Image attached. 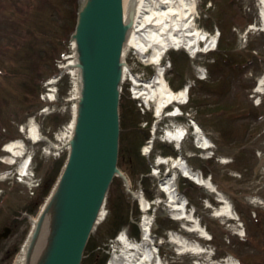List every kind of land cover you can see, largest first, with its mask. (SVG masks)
Here are the masks:
<instances>
[{"label": "rangeland", "instance_id": "1", "mask_svg": "<svg viewBox=\"0 0 264 264\" xmlns=\"http://www.w3.org/2000/svg\"><path fill=\"white\" fill-rule=\"evenodd\" d=\"M70 1L0 0V173L10 168L1 161L6 154L3 144L13 137H23L19 126L22 123L27 126L28 118L37 115L44 104L39 93L46 90V80L53 72L60 71L71 58L68 55L72 54V50H65L72 19L67 25L66 16L62 17L59 14L62 12L53 7L55 2L71 15ZM255 1L212 0L210 8L204 3L199 6L197 27H207L210 19L206 15L209 13L214 18L220 15L228 22L224 31L219 27L222 36L224 34L220 43L230 49L227 56L216 59L209 52L199 53L197 58L191 59L186 54L184 58L183 52L171 51L169 54L176 65L168 76L173 88L181 86L185 77L195 78L190 115L210 134L216 144V155L228 156L231 161L225 165L215 159H200L198 153L201 151L195 147L191 130L182 150L193 169H201L204 176L211 174L213 182L231 200L242 222L239 224L236 219L227 216H213L212 212L218 210L221 202L204 187H193L194 183L188 179L187 184L192 186L189 187L188 208L193 212L194 221H200L212 235V239H203L198 232L188 230L192 221H185L184 229L183 221L171 217L173 211L169 209L165 194L155 188L156 180L145 178L147 195L154 199L153 234L156 242H163L160 255L170 264H227L224 259L228 257L240 261V264H264V206L258 201V198L264 199V94L253 93L258 76L264 72V36L249 35L247 42L243 43L238 32L248 20H254ZM39 23L45 27L47 37L42 46L31 47L26 38L31 26ZM223 24L221 21L220 25ZM260 56L263 59L260 60ZM244 61H248L243 65L245 67L241 66ZM199 63L206 67L207 77L199 75L204 80L197 75L196 67H192ZM63 69L68 72L73 67ZM71 80L72 76L66 73L64 80L57 84V99L50 106L51 114L44 118L36 116L40 131L48 140L34 146L27 142L31 150L27 155L32 158L29 174L32 169L33 179L41 180L40 186L26 182V179L18 182L12 177L7 178V175L5 177V174L0 175V231L4 225L12 227L9 237L0 239V264L13 263L31 228L32 217L37 215L44 203L42 185L50 183L56 175L55 160L58 157L54 155L52 146H62L67 140V124L74 102L70 99ZM258 96L262 101L256 105ZM123 99L127 106V96ZM126 114L121 123L119 162L120 168L137 186L140 174L147 171L148 166L143 164L134 146L138 137L131 129L132 126L138 128L140 117L136 115L133 120L127 119ZM140 139L142 141L143 137ZM193 153L197 155L189 157ZM124 189L122 178L115 177L104 206L105 218L93 230L81 264H103L110 244L116 249L119 247L111 239L123 229L132 238H138L137 222L142 213L131 194ZM207 195L213 201L211 206L205 204ZM243 230L244 236L236 234L239 231L243 234ZM172 234L185 238L189 243L198 242L206 250L199 254L184 252L178 243L171 241ZM95 256L98 261L92 263Z\"/></svg>", "mask_w": 264, "mask_h": 264}, {"label": "water", "instance_id": "2", "mask_svg": "<svg viewBox=\"0 0 264 264\" xmlns=\"http://www.w3.org/2000/svg\"><path fill=\"white\" fill-rule=\"evenodd\" d=\"M123 33L120 0H93L78 30L86 89L77 138L65 171L62 221L47 264H79L87 235L115 171L118 72L114 62L117 63Z\"/></svg>", "mask_w": 264, "mask_h": 264}, {"label": "bare ground", "instance_id": "3", "mask_svg": "<svg viewBox=\"0 0 264 264\" xmlns=\"http://www.w3.org/2000/svg\"><path fill=\"white\" fill-rule=\"evenodd\" d=\"M197 3L198 0H123L127 45L133 46V48L141 52L142 58H148L147 55L143 54L146 50L153 49V53L150 57L152 62H158L163 53L168 49L183 48L191 54L198 52L200 50L198 41L201 40L202 32L195 27L196 25L194 22L196 21V12L198 10ZM261 3L264 5V0H261ZM213 42L214 40L210 41L208 47H210ZM75 47H77L76 43ZM78 55L79 52L76 49V58L70 62V64L78 65V75L80 74L81 76L82 71L79 70L80 59ZM159 72L161 73V70H159ZM164 81L165 79L162 76H158V79L153 78L152 82L150 83L149 81L145 86L147 89L146 91H150L151 93L153 90H156L159 95L166 93L165 89L162 91L161 83ZM262 85H264V79H261L260 87ZM81 88L82 83L81 79H79L74 92L75 96H78L79 92L78 98L81 95ZM147 95H149V93H147ZM170 99L171 97L169 95L165 98H161V100L159 99L158 105L161 106ZM76 121L75 115V120H72L68 127V130L72 133V139L75 138ZM202 143H204V141H202ZM8 149H10V146ZM11 149L13 153H20V151L12 147ZM181 172L193 180H197L202 184L204 183L205 187L209 188L210 191H214V186L211 185L210 182L188 171L186 167L182 168ZM175 181L176 179L173 180L172 177H169L165 182L164 188L168 193L167 201L172 209L178 208L182 210L176 213L178 214L177 220L185 219V217L189 219V215L184 214L185 206L183 199L178 197L172 188ZM63 183L64 178H59L52 193L41 207L38 217L36 216L32 219L34 227L29 238L23 244L14 264H45V261L47 262L57 228L62 221L60 216L61 205L59 204L58 208V202L61 199V197L59 199V194ZM219 200L223 204L216 214L225 215L229 218H237L234 214V209L229 202L225 200L224 196L220 195ZM104 213H100L98 223L104 220ZM153 223V216H145L141 225L143 230L141 240L138 242L126 243L121 246L120 251L112 255L108 264H162V260L159 259L160 257L155 254L154 246H157V243H155L154 236L152 235L151 228ZM201 226L202 225L195 223L193 226L194 228L190 227L188 230L198 232L201 237H204V235L206 236V232ZM183 228L185 229V223ZM125 237L126 236L122 233L117 240L124 241ZM171 241L178 243L179 246H181L180 249L184 252L185 250L191 251L192 253H201L204 251L200 245L189 243L185 238L176 234L171 235ZM159 244H161V242Z\"/></svg>", "mask_w": 264, "mask_h": 264}]
</instances>
